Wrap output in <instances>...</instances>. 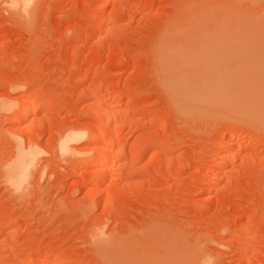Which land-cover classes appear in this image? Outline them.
<instances>
[{
    "label": "rangeland",
    "instance_id": "374dc122",
    "mask_svg": "<svg viewBox=\"0 0 264 264\" xmlns=\"http://www.w3.org/2000/svg\"><path fill=\"white\" fill-rule=\"evenodd\" d=\"M18 1L0 0V264H264V0Z\"/></svg>",
    "mask_w": 264,
    "mask_h": 264
},
{
    "label": "bare ground",
    "instance_id": "6f19581e",
    "mask_svg": "<svg viewBox=\"0 0 264 264\" xmlns=\"http://www.w3.org/2000/svg\"><path fill=\"white\" fill-rule=\"evenodd\" d=\"M12 1V5L16 6L17 5V2H19L18 0H11ZM23 2V5H26L28 6L32 0H21ZM22 4V3H21ZM188 81V80H187ZM180 83L184 84L185 87L189 88L188 85L184 82H181L180 80ZM190 83V82H189ZM186 84V85H185ZM190 85V84H189ZM28 104V103H27ZM34 104V103H33ZM28 105H31V104H28ZM47 104L45 103H42L41 105L39 106H36V105H31V106H28L25 108V110H22V114H21V117L20 119H26L28 118V114L30 115V113H36L37 111H39L40 109L46 107ZM31 117H32V114H31ZM22 124V123H21ZM33 126V125H32ZM36 126V125H35ZM38 127V126H37ZM79 135V134H78ZM78 135H73V134H70V136L68 135V137L64 138L65 140H63L62 142V152L65 153V152H70L72 150H70V147H69V141H72V140H76V137ZM232 132L230 134H228V138H231L232 137ZM81 138V136H80ZM78 139V137H77ZM79 140V139H78ZM89 142L88 143H91L92 142V136H89ZM21 142V141H20ZM73 142V141H72ZM19 146V145H18ZM241 146V145H240ZM24 147L21 148V146L18 147V153H17V156L16 158L12 161L8 171H7V174H8V178H10L11 180L13 179H16L15 175L17 176L18 175V179H22L21 181V184L23 182V179H25L27 177V171H28V168H30V166L33 164V160H34V152H32L29 148L27 149H23ZM32 149V148H31ZM108 155H112V151H108L107 152ZM36 156V155H35ZM109 157H107L106 159H108ZM107 164H109L108 160H103L102 164L103 166H106ZM30 171V169H29ZM217 177V176H216ZM99 181V180H98ZM17 183V181H15ZM14 182V184H15ZM19 187V186H18ZM105 192V191H104ZM103 241V240H102ZM108 243V242H107ZM126 243V242H125ZM105 244V242L103 243ZM119 249V248H118ZM124 249V248H123ZM149 250V249H148ZM152 253V252H151ZM169 253V252H168ZM122 255V254H121ZM158 256V255H157ZM166 257V255H163ZM130 257V256H129ZM153 257V256H152ZM131 258V257H130ZM155 258V257H154ZM161 258V257H160ZM167 258V257H166ZM124 259V258H123ZM152 259V258H151ZM157 259V258H156ZM162 259V258H161ZM133 260V259H132ZM139 260V259H138ZM131 261V260H129ZM153 261V260H152ZM157 261H159L157 259ZM166 261V260H165ZM123 263V261H121ZM135 262V261H134ZM140 263V262H138ZM149 263V262H148ZM155 263V262H154ZM159 263H162V261H159ZM117 264V263H116ZM124 264V263H123ZM157 264V263H156ZM164 264V263H163Z\"/></svg>",
    "mask_w": 264,
    "mask_h": 264
}]
</instances>
